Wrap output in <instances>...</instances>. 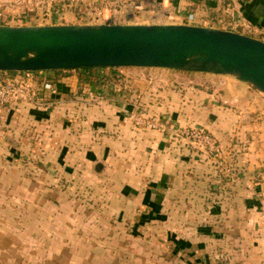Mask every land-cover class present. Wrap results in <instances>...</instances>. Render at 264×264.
Here are the masks:
<instances>
[{"label": "crops", "instance_id": "crops-1", "mask_svg": "<svg viewBox=\"0 0 264 264\" xmlns=\"http://www.w3.org/2000/svg\"><path fill=\"white\" fill-rule=\"evenodd\" d=\"M62 5L72 20L89 11H119L129 24L190 23L264 40V0H80L73 5L67 0ZM190 14L194 18L188 20ZM237 21L236 28L222 26ZM103 69L64 75L37 71L40 81L54 87L45 105L19 103L1 111L0 192L13 200L38 201L46 193L53 198L61 186H128L138 192L126 198L136 207L134 216H155L140 223L138 264H264L263 97L248 85L240 91L241 81H231L238 94L226 102V91L206 83H167L159 76L166 68ZM175 72L179 78L186 74ZM130 103L142 110L144 105L154 119L169 117L213 132L235 154L230 171L197 157L191 147L179 149L168 132L137 127L127 111ZM8 146L17 152L10 162L4 159ZM150 183L158 185L146 200Z\"/></svg>", "mask_w": 264, "mask_h": 264}, {"label": "rangeland", "instance_id": "rangeland-1", "mask_svg": "<svg viewBox=\"0 0 264 264\" xmlns=\"http://www.w3.org/2000/svg\"><path fill=\"white\" fill-rule=\"evenodd\" d=\"M56 7L57 4H41L38 0H0V25L85 22L79 16L73 20L66 18L65 10L61 11V7L58 9L57 13L60 15L57 17L53 13L57 10ZM239 24L237 21L230 27L236 28ZM247 29H251V26H247ZM121 69L124 71L133 70ZM175 71L180 70L166 68L161 70L159 76L167 83L174 79H180L181 82L178 85L182 86L206 83L209 87L215 86L216 89H223L227 92L224 94L226 102H230L232 96L238 94L235 90L237 87L231 86V81H239L235 77L181 71L186 74L182 73L184 78H179V72ZM240 85L239 90L245 91L247 84ZM129 105L131 107L128 106V113L132 112L134 108L132 103ZM142 107L143 110H141L147 113V108L144 105ZM157 119L162 123H168L171 127L185 126L179 122L176 123L169 117ZM188 126L200 127L209 131L219 142L220 160H226L228 165L233 162L234 152H231L228 145L224 144L213 132L199 125ZM167 134L179 149L191 147L197 157L206 158L213 164L217 161L209 157V153L204 149L194 148L192 144L185 142L180 137H175L172 133ZM235 137L232 138L234 141ZM232 139H228L230 144H233L231 143ZM239 143L236 145H239L238 149L240 150L241 143ZM243 144L244 140L242 142L244 148L245 144ZM230 146L233 148L234 145ZM15 155H17L15 149L8 146L4 152V159L10 162V159H15ZM20 158L22 160L23 157ZM227 163L225 164L227 165ZM4 176L6 177V175ZM157 185V183L149 184L150 192H145L144 199H149L148 193H151ZM59 188L63 191L60 192L56 189L58 192L52 194L53 198L46 193L43 196L44 200L41 197L38 201L24 199L18 201L16 198L13 200L9 197L8 192L5 193V190L0 192V264H138L141 255L138 253L137 246L139 241H143V239L141 240L142 235L137 234L141 227L140 223L150 222L155 216L150 212L134 216L136 207L131 201L127 202L126 198L132 195L135 197L138 193L136 190L128 186L105 187L96 183H92L91 186L82 184V187L61 186ZM103 199H110L111 202H104ZM148 204L150 205V202ZM77 210H82L83 214H75L74 212ZM146 235L149 236L151 233Z\"/></svg>", "mask_w": 264, "mask_h": 264}, {"label": "water", "instance_id": "water-1", "mask_svg": "<svg viewBox=\"0 0 264 264\" xmlns=\"http://www.w3.org/2000/svg\"><path fill=\"white\" fill-rule=\"evenodd\" d=\"M153 67L228 75L264 99V40L190 23L0 25V72Z\"/></svg>", "mask_w": 264, "mask_h": 264}, {"label": "built area", "instance_id": "built-area-1", "mask_svg": "<svg viewBox=\"0 0 264 264\" xmlns=\"http://www.w3.org/2000/svg\"><path fill=\"white\" fill-rule=\"evenodd\" d=\"M67 0H38L39 3H52L57 4L63 11V3ZM71 5L80 0H68ZM58 9L53 13L58 17ZM52 13V14H53ZM56 18V17H55ZM194 18L190 14L188 20ZM81 20L84 23H125L126 18L122 16L119 11L111 12L106 15L103 11L98 13H91L90 11L82 15ZM83 23V22H82ZM233 23H222V26L232 28ZM233 30V29H231ZM36 71H23L17 72L12 77L0 79V113L3 109L11 106L18 105L19 103H28L34 106L42 107L45 105L46 93L52 92L53 84L47 81H40L37 77ZM129 117L137 127L143 129L161 130L164 132L172 133L175 137H180L185 142L192 144L194 148L204 149L209 153V157L216 159L218 164L224 171H230L226 160H220L218 154L219 142L207 130L200 127H171L168 123H162L154 117L146 115L137 105H134L132 112L130 111ZM3 136V129L0 125V138ZM227 163V165L225 164Z\"/></svg>", "mask_w": 264, "mask_h": 264}, {"label": "trees", "instance_id": "trees-1", "mask_svg": "<svg viewBox=\"0 0 264 264\" xmlns=\"http://www.w3.org/2000/svg\"><path fill=\"white\" fill-rule=\"evenodd\" d=\"M57 9H59V6L57 5L56 7ZM240 30V29H239ZM81 69H84L86 71H92L94 69H103L102 67H98V68H90V67H85V68H77V69H58V70H54V72L57 74V75H64L66 73H68L69 71H79ZM110 69H114L113 67H110ZM17 72H12V71H9V72H0V79H5V78H8V77H12L13 75H15ZM115 76V75H114ZM116 77V76H115ZM217 165V164H216Z\"/></svg>", "mask_w": 264, "mask_h": 264}]
</instances>
